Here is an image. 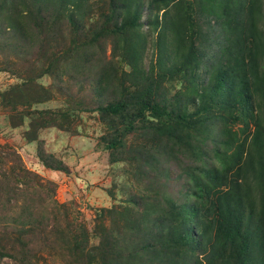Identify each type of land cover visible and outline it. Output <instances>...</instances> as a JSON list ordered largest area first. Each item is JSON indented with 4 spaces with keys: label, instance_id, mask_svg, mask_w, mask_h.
<instances>
[{
    "label": "rangeland",
    "instance_id": "obj_1",
    "mask_svg": "<svg viewBox=\"0 0 264 264\" xmlns=\"http://www.w3.org/2000/svg\"><path fill=\"white\" fill-rule=\"evenodd\" d=\"M66 5L0 0V264H172L157 219L181 221L188 205L204 203L192 173L219 163L215 149L243 119H232L226 97L217 113L225 119L191 138L183 132L182 142L159 139L148 117L107 148L121 121L104 113L108 100L152 83L176 111L189 102L191 76L175 71L174 58H158L157 39L183 8L166 14L157 4L120 33L112 0ZM186 7L185 29L199 28ZM207 21L200 17L203 32Z\"/></svg>",
    "mask_w": 264,
    "mask_h": 264
},
{
    "label": "trees",
    "instance_id": "obj_2",
    "mask_svg": "<svg viewBox=\"0 0 264 264\" xmlns=\"http://www.w3.org/2000/svg\"><path fill=\"white\" fill-rule=\"evenodd\" d=\"M39 1L43 0L36 3ZM112 2L110 19L115 32L136 30L145 9L151 18L157 4L163 5L166 14L179 7L184 14L186 4L190 5L188 12H198L199 28L185 29L182 14L180 21L166 26L164 36L157 39L160 62L164 56L174 58L178 63L175 71L191 76L189 102L176 111L161 98L160 86L152 83L108 100L102 107L104 113L121 121H113L120 139L111 140L107 148L120 146L122 135L133 132L140 121L147 124L148 117L155 119L152 128L159 139L182 142L183 132L191 138L190 134L208 126L210 119H225L217 113L223 110L226 97L231 99L232 119H243L241 131L228 129L227 138L215 149L219 163L207 173H192L198 186L193 194L204 203L192 202L186 216L179 211L181 221L157 219L165 232L161 241L170 240L164 256L172 264H264V0ZM61 3L83 10L84 0ZM200 17L210 21L204 32ZM137 51L133 56L139 61ZM188 104L194 105V113ZM213 105L217 112L208 117L205 111H215Z\"/></svg>",
    "mask_w": 264,
    "mask_h": 264
}]
</instances>
